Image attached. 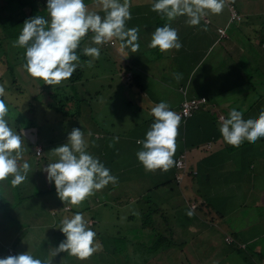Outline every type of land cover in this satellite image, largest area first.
I'll list each match as a JSON object with an SVG mask.
<instances>
[{
  "label": "rangeland",
  "instance_id": "374dc122",
  "mask_svg": "<svg viewBox=\"0 0 264 264\" xmlns=\"http://www.w3.org/2000/svg\"><path fill=\"white\" fill-rule=\"evenodd\" d=\"M42 1H45L47 3V0ZM84 2L88 6L90 11H100L101 13H103L101 10L94 6V0H84ZM150 3V0H129L130 13L134 14L135 12H140L142 13V16H137V20L139 21L140 18L145 19L151 13ZM16 6L19 10V5ZM230 7H232L234 11L240 17H242V19L240 18V20H233L231 18V13L229 9ZM26 8L27 7H23L22 11H24ZM26 11L27 12L25 13L29 12V10ZM42 16L47 19L46 12L42 14ZM0 17H5L3 10H0ZM207 19H209L210 22L212 21L214 23L223 24L224 27L226 26L228 27V29L231 30V33L233 30L231 39L236 38L243 44V48L241 50L243 53L242 58L249 59L253 63L255 62L254 67L257 71L260 70L259 72L256 71L255 77H253L257 80L261 79V81H264V63H261V60L264 58V47L259 45L261 37L264 36V0H225V7L221 13H209L204 18H202L201 23H207ZM215 19L218 22L214 21ZM224 27L222 28L226 35ZM139 34L140 33H138V35ZM92 35L93 34L88 33L84 37L85 41L81 43L83 44V48L85 46L93 45L91 43ZM5 40L6 42L4 50L6 56L4 57V62L10 61V63L14 65L13 68L16 73V78L21 81V85L26 86V92L30 94L32 93V95H36L38 93V81L32 78L27 72H25L23 70L24 68L19 65L20 62L15 59L14 53L16 50L18 51L19 55H23V53L13 47L12 39L9 40L8 38H5ZM227 41V39H221V48L225 47V43ZM119 43L120 42L118 41L116 50H114L113 46V44H116L114 43V41L113 43L108 42L102 45L104 46L105 51L103 55L97 59V61H99V65H97V67L95 68L92 67V72H90L91 77L87 80V84H91V81L93 79V73L101 72L102 74L103 71L106 72L109 76H114L115 74H117V76H114V78L120 80L119 73H117V71L123 69L124 61L121 57V51L119 50ZM220 46L217 47L220 48ZM89 60L92 62H96V59H93L92 57H89ZM84 63H87V61H84ZM86 67H90L89 64H86ZM5 70V64L0 65V76L5 73ZM83 73L85 78L89 76L88 71L85 70ZM120 74H122L123 77L128 76V72L120 71ZM4 79L5 80L3 84L10 86L11 83H9L6 78ZM105 79L106 82H109L107 78ZM128 79L126 81L124 80V83L127 82ZM57 85H49L48 90L53 91L55 87H57ZM59 86L62 87L63 84ZM243 88L244 87L242 86L237 93H233L236 89L235 87L232 88L231 91H229L231 93H229L227 97H225V101L231 103L234 109L240 111L242 113V118L244 117L243 119H246L247 117L255 118V105H250L252 101V96L248 93V91L245 90V88ZM14 90L16 91V85L14 86ZM17 92L18 91H16L15 94H12L10 91L6 98L3 96V99H6L4 102L9 110L5 119L8 121L9 126L17 133L18 128L21 127L20 123L25 125L26 120H31V123L37 127V130L40 133L39 137L45 145V151L43 150V147L42 150L39 147L37 149V152L40 153V156L46 154L47 161H56L57 157H55L50 152L56 147L63 146L65 143H67L68 134L72 131L73 128H80L81 131H84L85 139L88 140L87 138L90 136L88 135V133L92 134L93 132H100V130L102 129L106 131L109 128V124H116L118 119H120V117L115 114V106H113L111 103H107L104 106L102 104H99V109L96 111H92L91 106L86 107L82 105V107H79L80 117L77 118L79 120L76 119L75 121H71V117H62L61 114H69L70 109H73L72 105L68 104L67 102H64V105L62 107H59V104L56 103V101L58 100L57 96L56 99H51L49 97H45L44 99L47 100V103H54L51 108H58V110L62 112L56 116V113L53 109L46 108L45 114L40 116L39 113L41 109H38V106L44 108L45 106L43 104H40L35 99L31 98L29 94L28 95L31 99L29 98V96H23V93L18 94ZM85 96L87 97V94ZM27 99L33 105V108L31 109L32 112H30L29 106H26ZM20 104L21 106L16 108ZM136 106L138 107V104ZM139 106V111L135 112L132 115V119H135L136 121H143V123L141 124L143 126L146 122L148 125L151 126L155 122L152 116L150 115V107H147L151 105L148 104L147 101H144L143 106ZM148 130H150V127L146 128V131ZM146 133L147 132H144V134L142 135L136 132V135L143 136L145 138ZM27 136L28 133H25V137ZM32 141H34V138L32 139ZM23 144L26 145L27 142ZM178 145H181V143L180 136L177 135L176 146ZM26 150L27 149H24L25 152ZM33 160L34 157H28L26 153H23V159L19 161V163L22 165L24 162H28L30 165L31 161ZM260 163L264 164V161ZM39 168H41V165L39 166ZM176 171L179 172L177 168ZM187 172H189L188 168ZM44 174L45 172L41 169L39 170L37 166V168L35 167L33 174L29 173L27 174V177H33L34 175L40 176L42 182H46L48 181V179L45 177ZM170 176L171 173L168 170L164 171L161 169L151 171V174L149 171L148 176H146V174L141 176V181H139L140 191H147V189L150 188V191L145 192L146 194H142V199H140L142 200L140 206L143 208L135 206L136 202L130 204V196H128L127 198L125 195H120L123 200H127V203L119 204V216L117 217V219H115V217L117 216L116 210L106 209L102 206L96 208L101 218L98 216V224L94 225L90 229H93L92 231L96 233V236L94 238V245H99L98 250L84 261H81L78 258L70 255L67 259L66 264H186L187 261H190L187 264H197L195 263L196 261H198L199 264H203V262L207 258V253L212 254L217 252H226L228 248H226L227 246L223 242L211 243L207 240V238H217L210 229H207L205 233L202 234L203 237L199 236L198 238H196L197 240H195V242L190 240L196 233L192 230L190 232L193 234L189 232V227L191 229L192 220L191 218H188V215L186 213L189 210H192L190 209L191 204L194 203L192 202V200L189 201V194H191V191H183L182 194H184L185 197H174L175 202L172 203H174L175 205L173 208L168 207V202L161 203V207H156L155 204L149 206L146 205L148 204L149 198H151V201L153 202L152 196L156 195L159 192L161 200H167V196L170 193L169 188L173 185L172 176L171 182L169 181ZM9 178L12 179V177ZM9 178L5 181H0V195H2L7 201V203L5 204L2 200H0V206L2 204V207H4L3 211H5V207L6 209H10L7 212L2 211L3 213L0 214V259L9 256L6 250L7 246L11 245L17 251H20V254L29 251L34 258L52 261V264H57L56 260L61 261L63 255H59L63 253H59L55 257L50 255L49 253L50 249H55L58 246V243L55 240V236L53 234L54 229L59 230L60 221L64 217H71L73 211L77 212L78 209L80 210V213L83 214L85 220L90 217L92 213L95 212V209H92L91 207L90 200L87 199V201H83L78 206L69 205L71 210H68L69 206L65 207V209L62 208V206L65 205V202L59 199L56 191H52L51 193L46 192L41 197L34 196L32 198H26L25 200L18 201L17 199H15L17 196L16 190L19 185H22V183L17 186H12ZM175 178L177 180V173L175 174ZM244 180L246 179H237V186L243 183ZM191 181H193V183H191ZM191 181L190 175L185 176V183H183L182 185H189L188 190H192V193L198 194L197 196L199 197L204 196L202 195V193L208 194L204 196V198L209 197V195H213V201L216 203L217 206H219V211L223 212L226 217L231 216L233 213V225L230 226L232 220L229 224L227 223V226L230 228L229 232L232 231L234 234H237L240 238L244 240L252 238L254 239L252 240L254 243L255 240H258L261 236H264V201L259 202L261 204L258 205L255 204L256 202L252 200L250 204L248 203V205L237 209V206L239 204H243V199L239 198L242 192H235V190L233 191L234 193H229V191H232L231 189H229L231 183L233 182L232 178L228 180V182H226L225 184L221 183V187L225 190L224 192L229 193V200H227L226 195L222 197V195H219V193H216L214 191H212L211 193L205 191L207 189L218 191V185H213V183L208 185V183L205 184V182L198 184L195 179H192ZM146 182H148L149 184H147ZM159 182H164L167 185H162L163 187L158 190L157 186L160 184L152 185V183ZM177 182H181V180H177ZM44 188L47 187H40L39 190H43ZM222 198H225L228 201L227 204H225V201ZM132 199L134 200L135 198L132 197ZM200 200L202 201V199ZM55 204H57V207L54 211L56 215L52 212L53 208H55L56 206ZM251 204H255V207H253V205ZM148 208H158V212L153 213L152 216V218L155 217L157 219L155 223L156 230L160 231L164 236H166V238H169L170 234H174V236L176 237L179 236V239L178 242H176V240H170L171 242H168V245L170 247L166 248L163 251H161L158 246L157 249H159L158 251L161 253L155 254L147 258H141V249L136 248L139 242H145V240L141 239L143 233L138 232L137 229H139V226L142 223V219L144 217L142 216L140 218V211L143 212ZM131 214H133L132 219L127 220L126 217ZM161 215L169 216V219L163 220ZM170 215H175V217L172 218ZM197 215L203 220L210 221L213 215L215 214L212 215L211 213L208 214L207 212L206 214L197 212ZM168 226L172 227L174 232L171 231L170 234L165 233L164 229H168ZM220 226L223 227L222 224H220ZM198 227L199 225L195 222L194 228ZM215 227L219 228L216 225ZM225 230L228 231L227 229ZM190 234L192 236L189 240L187 239V245L181 244L184 240H186V238L189 237ZM147 242H149V239L145 243ZM104 244L106 245V247H104ZM116 245L118 246V251L123 254L115 255L117 263H114L113 260H109L108 263H102L100 259L101 257L99 255L102 252H105L107 254L110 252L112 253L113 250L111 246L114 247ZM170 248H173L175 250L171 252L173 249ZM170 252L171 255H169ZM211 254L208 255L212 257L213 255ZM226 259L227 262L225 261V259H221L220 263L216 262L215 264H243L240 260L234 261V259ZM260 260L261 262H263L264 258ZM238 261H240V263H238ZM261 262H258V264H261ZM207 263L214 264V262L211 261L210 258L209 260H207Z\"/></svg>",
  "mask_w": 264,
  "mask_h": 264
},
{
  "label": "clouds",
  "instance_id": "9594fccd",
  "mask_svg": "<svg viewBox=\"0 0 264 264\" xmlns=\"http://www.w3.org/2000/svg\"><path fill=\"white\" fill-rule=\"evenodd\" d=\"M94 6L104 15L90 11L84 0H47V19L37 15L24 22L18 39L13 41V47L25 49L24 67L32 78L43 80L45 85L50 86L71 78L79 66L80 58L76 50L89 32L93 34L91 43L94 45L118 40L121 52L126 49L138 51L139 28H126V21L131 19L129 0H94ZM224 7L225 0H153L151 11L166 17L168 21L187 17L188 25L197 26L206 15L219 14ZM147 46L167 52L179 50L182 43L176 29L165 24L155 29ZM83 54L98 59L100 48L85 46ZM91 63L88 62L89 66ZM175 78L179 80L181 75L177 73ZM4 95L5 88L0 85V97ZM8 111L4 100L0 99V181L12 177L11 185L17 186L28 178L30 165L28 162L19 163L23 159V132L18 134L9 126L5 119ZM150 115L155 122L145 139L136 141L142 145L136 156L148 171H167L174 164L181 116L170 110V106L163 101L150 109ZM219 130L223 141L233 147H239L245 140L255 143L264 137V111L260 112L258 118L245 120L240 111L232 109L228 118L221 117ZM39 147L35 148L36 156L40 155L37 152ZM86 149L84 131L73 128L68 134L67 143L50 152L57 157L56 161L43 169L48 181L54 182L59 199L70 206L80 205L94 191L117 182V177L111 175L110 170ZM187 215H193V211L189 210ZM59 230L66 239L57 248L49 250L53 257L66 252L84 261L99 248L98 244L94 245L96 233L88 227L82 213L64 217ZM0 264H52V261L34 258L28 251L0 259Z\"/></svg>",
  "mask_w": 264,
  "mask_h": 264
},
{
  "label": "trees",
  "instance_id": "16d2710c",
  "mask_svg": "<svg viewBox=\"0 0 264 264\" xmlns=\"http://www.w3.org/2000/svg\"><path fill=\"white\" fill-rule=\"evenodd\" d=\"M152 4H153V0ZM151 4V3H150ZM16 5H19V10L17 8ZM23 7H27L24 11H22ZM230 9V8H229ZM0 10L4 11L5 17H0V65L5 64L6 70L5 73L3 75L0 76V83L1 85L4 86L5 88V95L4 97L6 98V96H8V94L11 93L15 94L16 91H18L17 93H23L22 95L25 96H31V98L35 99L36 101H38L40 104H43L45 106L44 107H39L38 109L40 110L39 115H44L46 112V108L50 109L52 105H54V103H47V100H45V97H49L51 99H56V96L58 97V100L56 101L57 104H59V107H62L64 105V102H67L68 104L72 105L73 109H70L69 114H61L62 117H71V121H75L78 117H80V109L79 107L86 106L88 107L89 102L91 99H89L88 96H91V93L89 91H91L90 89L95 87V85L93 83V76L95 75V73L92 74V81L91 84H87V80L90 79L91 77V73L92 72V67L95 68L97 67V65H99V61L96 62H92L90 67H86V64H88L89 57L85 56L83 54V44H80V47L76 50L77 51V55L79 56V66L76 70V72L72 75L71 78H69L68 80L62 81L60 84H56L57 87H55V89L53 91H49L48 90V86L49 85H45V82L43 80H39L36 79L39 83V85L37 86L38 88V93L36 95H32V93H28L26 86L21 85V81L18 80L16 78V73L14 71V65H12L10 63V61H5L4 62V57L6 56L5 53V38H8L9 40L12 39V41H15L16 39H18V36L20 34V32L22 31V26L24 24V22L30 18H33L37 15H42L46 12L47 14V3L45 1L42 0H0ZM26 10H29L28 13ZM231 13V12H230ZM48 18V15H47ZM242 19V17H240ZM154 26H151L150 23L145 22L146 19H142L140 22H135V18H133L132 21L127 22L126 21V25L128 28H136L138 26L139 28V35L138 37L143 38V40L146 37H151V34L155 31L156 27H160L162 25H164L167 22V18L166 17H162L160 14L158 13H154ZM240 20V19H239ZM210 21H208V25ZM242 22V21H241ZM137 23V24H136ZM205 23V22H204ZM205 23V25L207 24ZM207 25V26H208ZM225 28H227L225 26ZM228 30V28H227ZM90 34H92L91 32H89ZM149 34V35H147ZM232 35V33H231ZM2 36V37H1ZM249 39V38H248ZM85 40L84 38H82L81 43H83ZM232 41H236L242 48H243V44L242 42L238 41L236 38L232 39ZM111 42V41H110ZM113 42V41H112ZM259 45L264 47V36L261 37L260 41H259ZM92 46H96L100 48V56L103 55L105 49L104 46L102 45H92ZM18 50H20L23 55H19L18 51H15V59L18 60L20 62L19 65H21L24 69L25 72H27L25 70L24 65L26 64V60H25V49L24 48H19V47H14ZM242 51L241 54L238 56L239 60H238V70H241L242 67L245 69V72H243V76L238 77L239 79L236 81V84H234V87H244L246 91H248L249 94H251V104L250 105H255V118H258L259 114L261 111H264V81H261V79L257 80L255 79V72L257 71L256 68L254 67L255 62L253 63L251 60L249 59H243L242 58ZM143 55L140 54L139 49L136 52H132L130 49H126L125 52L121 53V57L124 61V71L128 72V74H130L129 79L126 77H123V75H119L120 80H122L124 82V80L126 81L128 79L127 82H125V84L129 87H136L141 88L142 84L140 81V74L137 71L138 67V61L140 60V58ZM264 61V58L262 59ZM84 61H87V63H84ZM122 69V70H123ZM88 71L89 72V76L88 77H84V71ZM260 70H258L257 72H259ZM100 73V72H99ZM104 73V72H103ZM100 75V74H99ZM254 76V77H253ZM4 78H6L9 83H11L10 86L8 85H4ZM118 78V79H119ZM264 79V78H263ZM84 81V82H81ZM37 83V84H38ZM63 84L62 87H60L59 85ZM107 85L110 86V84L106 83ZM16 85V91L14 90V86ZM36 86V85H35ZM232 87V88H234ZM98 88V87H97ZM243 88V89H244ZM93 90V89H92ZM46 92V93H45ZM96 92V91H95ZM90 93V94H88ZM29 94V95H28ZM87 94V98L86 95ZM29 96V98H30ZM30 98V99H31ZM86 98V99H85ZM92 98V97H91ZM206 98V97H205ZM1 99H3V97H1ZM192 98H184L182 101L184 100H190ZM207 99V98H206ZM4 101L6 99H3ZM28 101V99H27ZM26 101V106H29V110L30 112H32V108L33 105L32 103H30L29 101ZM181 101V103H182ZM75 102V103H74ZM77 103V104H76ZM181 103L179 105V107L174 111L177 114L179 113V111L181 110ZM208 103V101H207ZM249 105V106H250ZM20 105H18L16 108H18ZM53 109V108H51ZM202 109V108H200ZM192 110L191 115L187 116V117H181V122L180 125L183 126V128H179L178 130V136H180V143L182 144L181 146L183 147H189V146H197L200 143H206L208 141L211 140H215L214 137L216 138V136L219 135L218 131L215 129L214 124H215V117H212L214 114H208L205 113L203 115L207 116L208 118H210L212 120L211 126H209V128H206L205 124L202 125L201 123L198 122V120L196 118H198V113L200 112L199 110ZM56 113V116L61 113L62 111L58 110V108H54L53 109ZM139 111V109H136L135 112ZM134 112V113H135ZM153 118V116H152ZM244 118V117H243ZM249 119L248 117L245 119L247 120ZM79 120V119H77ZM135 120V119H134ZM31 120H26V124H22L20 123L21 127L18 128V133H21L22 131L25 133H28V138L25 137V133H23V138L24 141L23 143L27 144H23V153H26L28 157H34V160L31 161L30 163V171L27 173H32L35 170V167L40 170H43L44 168L47 167V164L52 163L54 161H47V155L43 154L42 156H36L35 155V148L36 146H40L43 147V150L45 151V145L44 142L41 141L40 133L37 130V127L34 126ZM19 123V122H17ZM22 128V129H21ZM32 129H36V130H32ZM207 130H209L210 132H208ZM30 138V139H29ZM34 138V141H32V139ZM87 141V152L90 153L93 157L98 158L100 160L101 163L104 164V166L106 168L109 169L110 165L112 164V159L109 158L108 153H107V149L103 146V150H101L100 148H96L94 144V136L91 134L88 138ZM100 142H103L102 139L100 140ZM209 143V142H208ZM24 149H27L26 152L24 151ZM225 153L228 154L229 158L231 157H237V160L239 162V164L241 166H243L242 169L238 170V171H233L235 170V166H236V162L237 160H235V158H232V161H222L220 164H218V167L214 172H211L210 176L208 177V179H201L200 175L198 174L195 179L198 180L200 183H202L203 181L207 184L209 182H211V184L213 183V185H218L219 186V190L216 191L214 190V192L219 193V195H222V197H224V195H226L227 200H229V193H234L235 192H242L240 195V199H243L242 203L243 204H239L237 206V209H240V207H243L245 205H248V203L250 204V202L253 200L256 203L255 204H261L259 202H261V198L263 195V192H261L259 189L264 187V164H261L260 162L264 161V137L258 139L255 143H250L248 141H244L241 143V145L239 147H233L231 145L226 144L225 146ZM184 151H180L178 157L183 153ZM216 155V156H215ZM215 155H213L211 158H214L216 162H218V157H220V154L216 153ZM177 160V159H176ZM231 160V159H230ZM128 162V161H127ZM176 162V161H175ZM41 165V168H39V166ZM129 165V164H128ZM45 172V171H44ZM219 172V173H218ZM176 173H178L176 171ZM111 174V173H110ZM187 173H183V178L185 177ZM190 174V173H189ZM188 174V175H189ZM194 172H191V176L194 177ZM215 174V175H214ZM45 177L47 178V173L45 172ZM112 175V174H111ZM114 176V175H113ZM246 176V177H244ZM182 178V179H183ZM232 178L233 182L231 183L229 189H231L232 191H229V193L224 192L225 190L221 187V183L225 184L226 182H228V180H230ZM245 178L246 180H244L243 183H241L239 186H237V179H243ZM10 179V178H9ZM129 179H131V175H129ZM134 179V178H132ZM173 182H177L175 175L173 177ZM207 180V182H206ZM253 180V181H251ZM121 179L119 177H117V182H120ZM197 181V182H198ZM224 181V182H223ZM250 181V183H249ZM11 182V179H10ZM179 184V182H177ZM248 183V184H247ZM109 184H113V183H109ZM176 184V183H175ZM115 185V183H114ZM47 187L44 188L43 190H39L40 187ZM262 186V187H261ZM114 187H118V184ZM104 191L100 192L99 197H103L106 196V191H107V186H105ZM150 190V188H149ZM148 190V192H149ZM52 191H56L55 189V185L54 182H42V179L40 178V176H36L34 175L33 177H28L27 179H25V181L22 182V185H19L17 187L16 190V198L18 201L21 200H25L26 198H32L34 196L36 197H41L43 196L46 192L51 193ZM146 194V193H145ZM199 197V196H198ZM97 198V197H95ZM200 198V197H199ZM198 198V199H199ZM260 198V199H259ZM198 199L194 198L193 200L198 201ZM225 201V204H227V200L225 198H222ZM258 199V200H257ZM0 200H2L5 204L7 203V201L4 199V197L2 195H0ZM86 201V200H85ZM189 201H191V198L189 199ZM91 204H95L97 205L96 208H98L99 206L105 207L106 209H114L116 210V217L115 219H117L118 215V211L117 209H115L112 206H108V204L100 202V200L97 198L96 200L94 199L93 202ZM155 204L156 207H161L159 206L155 201H148V206ZM255 204H251L253 205V207H255ZM55 208H53V214L56 215V213L54 212L57 204H55ZM65 206H68L67 204L63 205L62 208L65 209ZM219 206L216 205V203L213 201V195L207 197L205 199V201L199 202L198 204L196 203V207L194 209H192V211L196 212V210L200 211L201 209H205L207 211L208 214H215L213 215V217L211 218L210 221L207 220H201L199 219L195 213L193 212V215L189 216L188 218H193L194 220H196L198 222V225H204L206 228L203 227H198L196 228V232L197 233H205V231L207 229L212 230V232L215 234V236L217 237L214 241L217 242H223L228 248V250L226 252H218L219 255H221L220 259H225V261L227 262L226 258H230L231 260L234 259L235 260H240L243 264H258V262H261L260 259L264 258V236H261L258 240H255V243L252 241L254 239H240V237L235 234H231V235H225V232H222L223 230H220V228L215 227V225L217 226V224H229L232 220V223L230 226L233 225V213L231 216H225L223 212L219 211L218 209ZM251 207V206H250ZM2 204L0 206V214L3 212H7L10 209H6L5 207V211H3ZM95 209V212L92 213V215L90 217H88L86 219V221L88 222L90 219H94L96 217H100L99 212ZM201 208V209H200ZM52 209V208H51ZM68 209V208H67ZM68 210H71V208L69 207ZM119 210V209H118ZM3 211V212H2ZM77 212L80 213V210L78 209ZM72 213V215H74L75 213ZM158 212V208H148L145 211H140V218L142 216V223L139 226V229H137L138 232L143 233V236L141 239L145 240V242L149 239V242L145 243V242H139L137 245L136 249H141L140 251L142 252L140 255L141 258H147L150 256H153L155 254H159L161 252H159L158 250L161 249V251L165 250L166 248H169L170 246L168 245V242L170 243L171 241L176 240V242H178V237L174 236V234H170L169 238H166V236H164L160 231H157L155 228V223H156V218H152L153 213ZM188 213V212H187ZM158 214V213H157ZM71 215V216H72ZM132 215L127 216V220L132 219ZM146 215V216H145ZM115 216V215H114ZM163 220H168L169 216H164L161 215ZM172 218L175 217V215H170ZM1 217V216H0ZM101 218V217H100ZM222 220V221H221ZM97 223L95 222H88V227L91 228L94 225H96ZM218 224V227H219ZM142 225V226H141ZM141 227V228H140ZM93 230V229H92ZM53 234L55 236V240L59 244L64 241L66 239V237L63 235V233L60 230H55L53 231ZM264 235V234H263ZM226 236H230L233 238V241L231 243H227L225 241V237ZM211 239V238H209ZM256 239V238H255ZM171 240V241H170ZM240 241H243V243H241ZM187 238L186 240H184L181 244L183 245H187ZM210 242V241H209ZM243 244V246H242ZM57 246V247H58ZM159 246V247H158ZM104 247H106V245L104 244ZM157 247L159 249H157ZM113 252L111 253H105L102 252L99 256L101 257V262L102 263H108L109 260H113L114 263L116 262V258L115 255L120 253L118 251V246H111ZM116 248V249H114ZM255 249V250H254ZM9 250H13L14 252H19L17 251L13 246H7V254L9 256H13L9 254ZM63 255L61 261L56 260L57 264H66L68 257L70 256L68 253H63L60 254L59 256ZM213 255V254H211ZM238 257V258H237ZM209 260V258L212 261V258H216V257H207ZM187 261V259H186ZM240 261H238V263H240ZM190 262L187 261L186 264ZM205 262V261H204ZM203 264H207L206 262ZM195 263L199 264L198 261H196ZM215 264V262H214ZM261 264H264V261L261 262Z\"/></svg>",
  "mask_w": 264,
  "mask_h": 264
},
{
  "label": "crops",
  "instance_id": "0c3cea01",
  "mask_svg": "<svg viewBox=\"0 0 264 264\" xmlns=\"http://www.w3.org/2000/svg\"><path fill=\"white\" fill-rule=\"evenodd\" d=\"M154 13L155 12L151 11L147 18H145V22L150 23L151 26L155 25ZM98 14L101 16L104 15L100 11ZM137 16H142V13L135 12L134 14H131V19L127 22L132 21L133 18L136 19L135 22H140L141 18L138 21ZM186 20L187 17H177L172 21L167 20L165 23L170 24L172 28L176 29L179 41L182 43V47L179 50L171 49L167 52H161L158 48L152 49L147 46L150 43L151 37H146L144 40L143 38L138 37L137 42L140 45L139 52L141 55H143L138 61V67H136L141 76V88L137 89L136 87L127 86L122 80L120 81L114 78V76H117V74L114 76H109L103 71L104 73L102 74L101 72H96L95 75H93L96 76L93 77L94 79L92 83V85L94 84L95 87L91 88V91H89L91 96L88 97L91 100L88 107L91 106V110L96 111L99 109V104L104 106L107 103H111L113 106H115V114L120 117L116 124L111 123L108 125L109 128H107L109 130L107 129L105 131L102 129L100 132L92 133L94 136L93 145H95L96 148H100L101 150L104 149V145L106 146L104 147L107 149L108 156L110 159H112V164L109 167L110 173L114 175V177H119L121 181L116 182L115 185L108 184L107 191L105 192L106 196H104V198L99 197L100 192L104 191L102 188L98 191H94L92 196L85 199L86 201L89 199L90 203H92L94 199L96 200L98 198L100 202L105 204L107 203L109 207L112 206L118 211L120 208L119 204L127 203V200H123L120 196L125 195L127 198L130 196V204L136 202L135 206L143 208L140 206L142 202L140 199H142V194L148 192L149 189H147V191H140L139 181H141L142 175L146 174V176H148L149 171L146 170L137 159L136 153L142 149V145H138L136 141L141 140V137L142 140L145 138L143 136L136 135V132L143 135L144 132H147L146 128L150 127V125H148L147 122L144 126L141 125L143 121H136L132 119V115L136 109L140 108L139 105L143 106L144 101H147V103L151 105L147 106L148 108L150 107V109L163 101L170 106V110L175 111L184 98L206 97L208 103L205 105V107L199 110L200 112L198 113V118L196 119L202 125L205 124L206 128L211 126L212 120L203 114H214L212 117H215L216 119L213 127H215V129L218 131L219 135L216 136V138L214 137L215 140L208 141L209 143H200L197 146L183 147L181 146L182 144L176 146V151L173 157L174 164L168 169V171L171 173L172 179L176 174L175 161L178 158L180 151H184L185 166L189 170V172H186L187 174L185 176L190 175V181L196 178L198 174L200 175L201 179H208L211 172L217 171L216 169L219 168L218 164H220L223 160L227 162L232 161V158L237 160V157L229 158L228 154L225 153L226 143L223 141L219 130L221 124V119L219 120V117L222 116L223 118H228L230 111L234 109L231 103L225 101V97L231 93L229 91H231L232 87H234V84L237 85L236 81L239 79L238 77L243 76V72H245L243 67L241 70H238V67H236L239 63L238 56L241 54L242 47L236 41H232L231 30H227L228 27L225 28L223 24H218L211 21L209 22V24L211 23L210 25L207 23L208 26L205 25L206 22L204 24L200 22V24L197 26H190L186 23ZM207 20L210 21L209 19ZM214 21L217 20L215 19ZM164 25L160 27H163ZM222 27H224L226 31V35L224 36L219 34L217 31L218 28ZM126 28H128L127 25ZM136 28H138V26ZM222 38L228 40L225 43V47L223 48L220 46ZM113 41L116 43L115 45L113 44L114 50H116L118 40ZM217 46H220V48ZM261 63H264V61L261 60ZM120 71L126 72L124 69H120ZM120 71H117L119 75H121ZM177 73L181 75V79L179 80L175 78V74ZM105 78H107L109 82H106ZM106 83L110 84V86ZM235 89L236 90H234L233 93H237L240 87L235 86ZM137 104L138 107L136 106ZM181 127L183 128V126L179 125V128ZM207 131L210 132L209 130ZM101 139L103 142H100ZM216 153L220 154V157L217 159L218 162L215 161V157L213 156ZM212 156L214 158H211ZM235 164V170L233 171L236 172L243 168V166L239 164L238 160ZM191 172L195 173L194 177L191 176ZM129 175H131V179H129ZM171 176L169 178L170 182ZM197 181L198 180H196V182ZM146 183L149 184L148 182ZM183 183H185V177L181 180V182H179V184L176 181L172 183L173 185L169 188L170 193L167 196V200H161L159 192L152 196L153 202L155 201L159 206H161V203L168 202V207L173 208L175 205L172 203L175 202L174 197H185V195L182 194L183 191H191V194H189V199L191 198L192 202L194 203L198 204L199 202L205 201L206 198H204V196L208 194L202 193L204 196L199 198L197 196L198 194H194L192 193V190H188L189 185L183 186ZM191 183H193V181H191ZM197 183L201 184L199 181ZM202 183H204V181ZM117 184L118 187H114ZM153 184H160L157 186L158 190H160L164 185H167L164 182L152 183V185ZM209 184H211V182H209L208 185ZM259 190L263 192L262 197H260V201L263 202L264 187ZM205 191L211 193L214 190L207 189ZM132 197L136 200H133ZM194 198L199 199L196 201L193 200ZM200 199H202V201ZM149 201H151V198H149ZM91 207L94 209L97 207V205L91 204ZM197 212L206 214L207 211L204 208L200 211L196 210L195 215L201 219V217L197 215ZM191 220V229L189 227V232L191 230L196 232L197 229L194 228V226L195 222L197 224L198 222L193 218H191ZM88 222H95L98 224V218L96 217L94 219H90ZM199 226L206 228L204 225ZM222 226L223 227H221L219 224V228L223 230L222 232H225V235H235L232 231L229 232L230 228L225 223H222ZM164 231L165 233H171V231L174 232L173 228L169 226L168 229H164ZM191 234L187 238L188 240L192 236ZM199 236L203 237L202 234L196 232L193 238L190 240L195 242V240H197L196 238ZM207 240L211 243L217 242L214 241V238H207ZM240 242L244 244L243 241ZM174 250L175 249H173L171 252ZM171 252L169 255H171ZM208 254L211 253H207V257H211ZM212 254V257H216L212 258V261L215 263H220L221 255H219L218 252ZM118 255L123 254L118 253ZM207 259L208 258L205 260L206 263Z\"/></svg>",
  "mask_w": 264,
  "mask_h": 264
},
{
  "label": "built area",
  "instance_id": "2783aa9c",
  "mask_svg": "<svg viewBox=\"0 0 264 264\" xmlns=\"http://www.w3.org/2000/svg\"><path fill=\"white\" fill-rule=\"evenodd\" d=\"M230 12H231V18L233 20H239L240 16L234 11V9L232 7H230ZM218 33L221 35H225V32L223 30V28H218L217 29ZM111 43H113L111 41ZM128 78L130 77V74H128L127 76ZM205 105H207V99L205 97H199V98H192L190 100H184L181 103V110L179 111V115L181 117H187L189 115H191V111L192 110H197L200 108L205 107ZM222 116L219 117V120L221 119ZM176 168L179 171L177 173V180H182L183 178V173L185 174L187 172V167L185 166V154H181L176 162H175ZM182 172V173H181ZM196 207V204L192 203L191 204V208L194 209ZM225 241L227 243H231L233 241V238L230 236H226L225 237ZM243 246V244H242ZM10 255H19V252H14L13 250H9L8 251Z\"/></svg>",
  "mask_w": 264,
  "mask_h": 264
}]
</instances>
